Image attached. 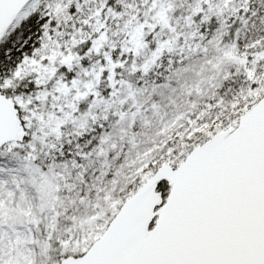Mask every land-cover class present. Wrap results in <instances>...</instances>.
<instances>
[{
	"label": "snow or ice",
	"instance_id": "6c2138e0",
	"mask_svg": "<svg viewBox=\"0 0 264 264\" xmlns=\"http://www.w3.org/2000/svg\"><path fill=\"white\" fill-rule=\"evenodd\" d=\"M0 264H264V0H0Z\"/></svg>",
	"mask_w": 264,
	"mask_h": 264
}]
</instances>
